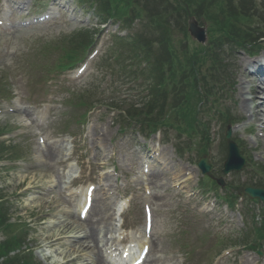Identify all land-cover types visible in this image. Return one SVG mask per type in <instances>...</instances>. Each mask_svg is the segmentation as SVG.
I'll return each mask as SVG.
<instances>
[{
  "label": "rangeland",
  "instance_id": "rangeland-1",
  "mask_svg": "<svg viewBox=\"0 0 264 264\" xmlns=\"http://www.w3.org/2000/svg\"><path fill=\"white\" fill-rule=\"evenodd\" d=\"M123 1H117L115 4L118 12L129 15L143 6L149 21L150 18L153 21V29L158 23V28H163L168 34L167 39L172 42L171 45L177 55L178 51L186 53L184 61L186 66L180 69L190 70L194 61L189 64L188 53L191 55L196 53V44L186 36L183 28L188 18L181 17L179 9L169 0H149L145 5L139 0ZM229 1L238 13L244 9L240 4L241 0ZM258 1L261 5L264 0ZM53 2L58 15L51 23L37 24L22 31L0 29V76L5 79L8 75L12 84L9 89L11 94L6 93L7 88L0 90V98H3L0 102V129L4 128L1 129V135L7 133L0 138V142L5 143L11 139L25 154L24 162H0V190L10 204H7L6 208L7 217L12 223L24 224L18 231L22 232V236L25 235L22 249L29 250L22 254L24 260L29 261V253H32L33 264H90V252H81L87 250L79 249V246L75 245L77 242L83 243V246L88 244L87 225L77 220L78 205L83 194L80 193L81 190L84 191L89 184H95L97 187L96 210L88 220L94 223L102 220L100 227H109L108 233L102 235L103 241L114 239L122 232L113 221V209H117L124 198H132L129 209L122 216L123 229L128 234L126 240L132 242L143 229L141 154L153 153L157 140L155 137L146 140L147 135L139 134L135 125L121 131L123 127L114 114L110 113L112 111L108 106L113 100L124 96L126 88L114 78L108 77L104 69H100L101 66L98 68L96 66L106 56L112 37L117 31L116 26L108 28L107 25H101L103 15L101 18L98 17L92 6L77 0H2L0 8L6 3L11 10V20L18 21L41 15L46 11L45 5ZM61 4L63 7H60ZM227 6L228 11L229 5ZM160 10L161 17L157 14ZM213 11H216V8L209 6V10L204 12L203 19L206 25L210 26L208 18L213 15ZM237 16L248 17L250 20L253 18L251 12ZM161 23L166 25L168 31ZM241 23L244 24V21ZM153 29L146 31V41L147 38H151L152 32L159 37ZM91 33L95 34L97 39L104 33L103 46L86 73L79 79L74 80L73 73L60 77L53 75V81L46 84L37 77V72L41 70L43 64L49 67L57 65V58L62 51H51V47L59 43L58 46L65 49H72L73 46L76 48L81 43L79 42L81 36L85 40L84 34ZM128 34L130 35L129 32ZM83 43L86 44L85 41ZM119 50L123 51L122 48ZM122 56L124 58L125 54ZM261 56L263 60L264 55ZM229 58L232 89L216 96L219 109L225 116L231 115L236 117L235 119H240L238 115L246 112L240 108L242 101L240 88L246 86L243 83L248 81L249 74L242 73V70H246L244 63L250 64L251 61L243 53L233 54ZM124 60L126 59H121L122 62ZM247 69L252 71L248 66ZM8 71L11 73L7 74ZM255 77L264 79L258 75ZM226 81L229 85L230 81ZM91 87L90 92L80 98L87 104L85 106L92 103L97 108L88 115L84 123L77 124L75 120H80L83 109L75 108L74 98H78L77 94ZM254 107L255 105H251V108ZM10 108L14 110L13 113L7 110ZM18 108H21V111L17 113L15 110ZM38 117L43 119L39 122ZM256 121L248 117L240 127H234L233 136L244 141L242 150L246 156L252 155L256 162L264 165V132L260 134L254 129L261 128ZM217 126L219 135L215 134L214 143L216 145L218 143L219 146L224 127L221 123ZM248 127H251V130L248 131ZM38 135L45 139L43 147L38 143ZM173 139L174 133L163 132L159 138L160 146L167 143L163 149L169 157H174L177 172H180L182 167H187L195 174L187 187L191 198H183L179 194L180 191L173 187L172 181L167 183V180L157 178L156 174L160 169L154 160L151 161L149 173L151 178L147 184L152 191L154 217L147 262L210 264L215 254L224 249L219 250L218 244V239H223L225 241L223 244L231 242L226 249L230 255L223 258L219 264H246V259L252 264H257V261L263 264L264 254L258 256L256 251L235 245L241 240L240 236L247 230L246 227L251 228L250 219L248 225L244 224L241 207L229 211L221 204L216 206L212 213L210 209L204 211L205 199L201 197L197 188L201 175L194 165H190L197 162L196 152L191 146L189 150L193 151L190 155L179 157L175 150L176 141ZM45 148H59L60 155L54 160H46L40 154ZM222 148L223 144L218 148L216 146L210 157L216 168L214 175L217 177H220L218 170L225 161L226 153L221 151ZM19 155L22 156V153ZM239 176L244 181L248 176L247 171L244 170ZM172 177L173 174L167 175L169 179ZM217 234L220 235L216 240ZM3 240L4 237L0 235V243ZM234 241L237 243L234 244ZM100 247L104 251L110 247V243L106 247L103 245Z\"/></svg>",
  "mask_w": 264,
  "mask_h": 264
},
{
  "label": "trees",
  "instance_id": "trees-1",
  "mask_svg": "<svg viewBox=\"0 0 264 264\" xmlns=\"http://www.w3.org/2000/svg\"><path fill=\"white\" fill-rule=\"evenodd\" d=\"M200 0H184L183 5H188L189 8L193 9V13L198 15L199 17H203L201 14L204 15V12L206 10H209V6L207 5L208 0H203L201 4H197ZM245 0H243L244 2ZM229 5V10L227 11ZM202 6L201 8H199ZM180 6V11H183ZM216 8V11H213V15L209 16L208 21L211 22L210 29L214 30V33H218L221 36L224 37L223 42L228 43L231 47L233 45L231 44H248L252 41H257V38L254 37L252 33L250 35L247 33L246 30H238V24H240L241 21H244L245 19H249L248 17H240L237 15H244L248 12L252 13V19H254L255 23L261 26V28L264 30V1L259 5L256 0H246V5L244 9L241 11V13H238L233 7L232 2H228L226 6L222 5V9H220V14L217 15L218 7L217 4L214 5ZM184 9V8H183ZM217 28V29H216ZM263 34V33H262ZM261 35V34H260ZM264 35V34H263ZM250 36V37H249ZM253 38H256L255 40ZM159 44H162L163 49L161 51L156 52V55L162 56L161 59L155 63L152 61V57H150V61L148 63L149 69L146 71V74L150 78L151 82V97L153 96L151 102L147 104L144 109H148L149 107L152 108L156 104H158L160 101H162L165 97L164 94H168L169 86L173 88V81L177 77V74L179 71L181 72L180 68L183 66L185 61V54L180 57L177 55L176 51H174L172 48L168 49L166 48V43L164 41H160ZM140 43H135L134 46L129 49V52L134 54L133 57L131 56L130 59L135 60L136 62H139L141 60H148L147 58V49L145 46H141ZM165 47V48H164ZM146 48V49H145ZM145 49V50H143ZM169 51H168V50ZM203 51V50H202ZM73 52V49H70L68 53ZM139 52V54L143 53V56H136V54ZM143 58V59H142ZM67 61L70 62L74 59V56L67 55L66 57ZM154 59V58H153ZM131 60V61H132ZM134 62V61H133ZM153 64V65H151ZM137 76L136 72H132L130 77L131 79H134V77ZM186 95V96H185ZM185 95L180 96V101H182L180 106H177L176 109H174V112H178L177 115L179 117H184L187 113V108L190 103V93H185ZM188 96V97H187ZM165 101V99H164ZM164 101L160 103V105L157 106L159 110H161L162 107H164ZM143 114H140L139 111H134L133 116L136 118H140ZM189 121H184V123H188ZM1 135V133H0ZM4 143H0V156H3L6 152H9L11 148H8ZM15 157H17V152L12 153ZM1 158V157H0ZM2 191H0V201L3 199ZM4 228L7 232L6 235L9 237L4 243L0 245V258L3 256H7V254L18 248L19 243L12 240V231L14 228V225H9L8 223V217H7V209L4 204L0 203V229ZM21 239V238H20Z\"/></svg>",
  "mask_w": 264,
  "mask_h": 264
},
{
  "label": "bare ground",
  "instance_id": "bare-ground-1",
  "mask_svg": "<svg viewBox=\"0 0 264 264\" xmlns=\"http://www.w3.org/2000/svg\"><path fill=\"white\" fill-rule=\"evenodd\" d=\"M255 66H257V65H255ZM244 72L245 71L243 70L242 73H244ZM252 75L253 74L248 76L250 78V81H248L246 83L247 85L245 87L240 88V94L242 97L240 108L243 111H246V113L251 112V117L253 119H256L258 123L264 124V100H262V98L264 96V82L259 84V85L254 84L253 81L251 80ZM244 90H248L246 93L248 95H251V97L244 98V96H243ZM251 105H255V107L251 108ZM60 151L61 150L59 148L58 149L45 148L41 152V155L44 158H46L47 160H54L60 155ZM161 156H162L163 160H165V157H166L165 152H162ZM170 172L175 173L176 172V166L173 163H171V165L166 163V166L163 165L162 171L160 170V172L157 173L156 176H157V178L159 176H161V178H166V176L168 174H170ZM191 175L192 174L189 173V170L187 168L182 167L181 171H180L181 179L179 177H175L174 181H175V183L180 182L182 179L188 181L191 178L190 177ZM148 177H151V176H148ZM93 208L94 207H92V209ZM94 210H96V209L94 208ZM100 221H102V220H97L94 223V222H91L89 220L87 221V219H86L84 224H86L87 228H88V233H86L88 244H87V246H83L84 244L81 242L75 243V245L79 246V249L81 248L82 250H90V252L94 256L93 264H107L105 262L106 258L102 257V255H101V251L99 250V244H100L101 235L108 233L109 227L108 226H101L100 227V225L102 223ZM55 241H57V239ZM143 243H144L143 241L139 242L138 248L142 247ZM140 249H142V248H140ZM145 264H151V262L146 261Z\"/></svg>",
  "mask_w": 264,
  "mask_h": 264
},
{
  "label": "water",
  "instance_id": "water-1",
  "mask_svg": "<svg viewBox=\"0 0 264 264\" xmlns=\"http://www.w3.org/2000/svg\"><path fill=\"white\" fill-rule=\"evenodd\" d=\"M189 31L191 33V35L197 39L200 42H204V34L203 31L198 29L195 24H193L192 22L189 25ZM229 151H230V155H229V161L228 163L225 165V172L236 168L238 169L239 167L242 166V160L239 159L238 154H237V150L236 148L230 144L229 145ZM233 160H237L235 161V164L232 163ZM204 171L207 172L208 171V167L204 166ZM247 194L251 197V198H255V197H259V198H263L264 199V195H262L259 191H254V190H247Z\"/></svg>",
  "mask_w": 264,
  "mask_h": 264
}]
</instances>
